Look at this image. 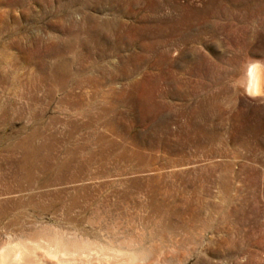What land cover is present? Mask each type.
I'll use <instances>...</instances> for the list:
<instances>
[{
	"label": "rangeland",
	"instance_id": "rangeland-1",
	"mask_svg": "<svg viewBox=\"0 0 264 264\" xmlns=\"http://www.w3.org/2000/svg\"><path fill=\"white\" fill-rule=\"evenodd\" d=\"M215 1L0 0V264H264V18Z\"/></svg>",
	"mask_w": 264,
	"mask_h": 264
},
{
	"label": "bare ground",
	"instance_id": "bare-ground-1",
	"mask_svg": "<svg viewBox=\"0 0 264 264\" xmlns=\"http://www.w3.org/2000/svg\"><path fill=\"white\" fill-rule=\"evenodd\" d=\"M125 1L127 3H129L131 6H132V4H136V2L137 3L140 2V0H125ZM215 4L218 5L220 8L223 7L224 14H226L228 17H231V18H234L236 16V14L241 13V11L245 12L246 14H250L251 16L254 14H260L264 18V0H216ZM218 6L212 8L211 14L213 16H215L217 11L219 10ZM208 8H211V7H208ZM201 14L203 15V13H201ZM220 15L221 14L219 12L217 14V16H220ZM155 20H156V18H155ZM161 22H162L161 19L156 20V24H154L155 26L153 25L154 26V33L152 34L153 36H155L154 40L152 42V50H153V55H154L153 56V59H154L153 65L155 66L157 71H155L153 74V78H154L152 80L153 89L151 87L150 88H151V90H153L152 93L154 94L155 99H156V97L159 98L158 96L168 97L167 95H168L169 91L166 90L167 88L164 89L163 86L168 83L170 76L173 77L174 73H175V70H172V69H174L173 67H175V66H173L175 61L170 60L168 57L171 54L170 52H171V48H172V47H170L171 46L170 44L172 42V40L170 39L171 34L168 33V31L165 29L163 23H161ZM167 33H168V35H167ZM162 34H165L167 36H164ZM187 40L193 41L194 38L193 37H184V41H187ZM145 49H148L147 45H146ZM139 57H141V56L139 55ZM141 59H143V58H141ZM164 65L166 66V68H164ZM165 71H166V73H164ZM198 72H196V73H198ZM175 78H176V76H175ZM179 78H181V77H178V79ZM145 80H147V79H145ZM149 81H150V79H149ZM238 81L240 83H245L244 90L247 91L249 94H252V96L264 95V67L262 65H258V63L248 64V66H246V69L243 73V76L240 77ZM1 261H2L1 263H3V264H38V261L34 257L29 256L27 253H25L24 250L18 249V248L15 250H13V249L9 250L6 253L5 259L1 260Z\"/></svg>",
	"mask_w": 264,
	"mask_h": 264
}]
</instances>
